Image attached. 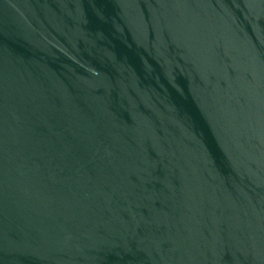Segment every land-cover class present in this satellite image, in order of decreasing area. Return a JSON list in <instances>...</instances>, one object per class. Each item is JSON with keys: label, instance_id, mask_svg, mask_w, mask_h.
<instances>
[{"label": "water", "instance_id": "1", "mask_svg": "<svg viewBox=\"0 0 264 264\" xmlns=\"http://www.w3.org/2000/svg\"><path fill=\"white\" fill-rule=\"evenodd\" d=\"M0 264H264V0H0Z\"/></svg>", "mask_w": 264, "mask_h": 264}]
</instances>
